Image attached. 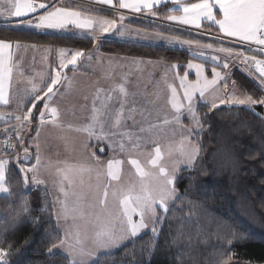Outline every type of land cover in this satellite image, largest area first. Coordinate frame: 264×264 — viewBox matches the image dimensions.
<instances>
[{"label":"crops","instance_id":"crops-1","mask_svg":"<svg viewBox=\"0 0 264 264\" xmlns=\"http://www.w3.org/2000/svg\"><path fill=\"white\" fill-rule=\"evenodd\" d=\"M68 4L70 3H59L56 0H0L2 25L42 35L92 40L94 43L91 50L83 51L69 46L0 41V135L16 133L19 155L26 148L28 157L25 163H18L27 166V169L34 167L35 171L38 170L37 179L33 178L28 182L31 187L44 189L54 206L55 202L73 199L70 190L73 181L68 180V175L65 180L66 175L62 176V173L71 176L75 164L76 169L81 170L79 164L84 167V163H89L91 166L99 161L96 154L99 146L105 151H120L116 154L121 153L127 158L135 154L147 156V149L150 147L144 138L124 134L123 129L127 130L128 124H124L127 120L122 113L127 109V98L130 97L133 102L130 107L135 108L136 117L159 116L162 113L168 120H179L178 127H187L185 115L198 118L196 109L199 103L213 107V104L221 101L223 90L233 84H226V81L233 80L231 75L221 73L220 67L213 66L219 82L212 84L205 80L206 90L200 97L199 92H190L189 80L178 73L177 63L102 53L97 46L103 41L127 43L125 40L112 38L119 29V24L141 33L153 31L164 34L172 41L176 36L180 42L203 49L213 45L224 50L223 57L216 53L217 56L236 64L244 62L240 57L242 55L238 49L236 53V45L223 39L254 42L264 32V0H78V4H73L80 8L107 11L112 14L111 18L100 17ZM161 7H167L164 19L169 27L165 29L170 34L146 29L141 24L133 23L128 17L150 15ZM204 26L213 28V33L221 40L209 42L192 32L186 33L194 38L199 37L200 40L178 35L182 34L180 30L187 28L198 31L203 30ZM262 44L264 45V41ZM145 46L176 48L159 44ZM176 49L189 53L186 48ZM189 56L191 57L190 53ZM243 59L249 60V67L254 70L252 61L249 58ZM196 61L198 60L193 58L188 63ZM203 63L205 67L209 66L208 63ZM242 65L246 68L248 66L244 63ZM257 70L264 75V66L258 65ZM192 78L190 75L189 79L192 81L189 83L195 81ZM247 78L250 79L248 76ZM108 80L113 81L114 88L109 89V84L106 83ZM119 83L123 84V88L119 89ZM244 92L250 96L245 90ZM256 107L259 106L255 103L250 108ZM118 111L120 126L112 131V115ZM37 128L44 135L41 140L35 135ZM119 131L123 134L112 138ZM47 132H56L57 136L47 135ZM186 137L189 139V136ZM129 144L133 145L131 147L135 152L129 150ZM83 154L90 161L84 162L81 157ZM145 161L148 165V161ZM8 163L9 160H4L0 154V197L8 194L5 184ZM165 163L163 160L160 165ZM37 164H41V168L36 169ZM162 171L163 169H156L155 175L163 177L160 173ZM61 186H65L62 194L59 191Z\"/></svg>","mask_w":264,"mask_h":264},{"label":"trees","instance_id":"trees-1","mask_svg":"<svg viewBox=\"0 0 264 264\" xmlns=\"http://www.w3.org/2000/svg\"><path fill=\"white\" fill-rule=\"evenodd\" d=\"M80 9L112 17L104 10ZM166 9L161 7L151 14L164 18ZM203 29L214 32L211 27ZM159 31L170 34L167 29ZM178 35L200 40L187 33ZM0 41L69 46L83 51L94 45L92 40L42 35L2 24ZM97 49L114 56L177 63L180 75H184L187 62L193 60L188 52L176 48L128 42L103 41ZM241 87L256 102L260 100L261 92L250 80ZM196 116L201 130L191 140L199 153L190 168H182L176 175L175 201L166 211H157L153 231L110 254L100 255L92 264H264L262 110L243 106L212 108L199 103ZM18 144L5 170L8 194L0 197L3 264H69L66 256L49 253L62 242V234L50 195L42 188L23 183L17 167Z\"/></svg>","mask_w":264,"mask_h":264},{"label":"rangeland","instance_id":"rangeland-1","mask_svg":"<svg viewBox=\"0 0 264 264\" xmlns=\"http://www.w3.org/2000/svg\"><path fill=\"white\" fill-rule=\"evenodd\" d=\"M144 16L155 17L165 22V17L158 18L153 14ZM133 23L141 24L145 28L152 27L155 30L169 27L167 22L163 24L165 26H160V24L147 26L141 21H133ZM119 26L112 38L116 37L133 44H159L160 46L167 45L188 49L191 57L198 61L195 63L187 62L184 68V76L185 79L192 81L189 79L192 75V79L195 81L193 83L188 81L190 92L196 94L199 92L200 97L206 90L204 88L205 80L211 81L212 84L219 82L216 68L213 66L220 67L222 69L221 73L231 75L233 80L225 81L226 84H233L223 90L221 101L213 104V107L243 106L250 108L256 103L261 108L264 116V79L258 77L253 61L254 70L249 67L251 65L250 61L243 59L242 56L240 57L244 61L243 63L248 65L247 68L242 67L243 63L236 64L225 58L222 59L224 50L213 45L203 49L194 44L180 42L178 38H175L176 36L172 41L168 39L169 36L164 34H157L153 31L141 33L139 30H134L127 25L119 24ZM180 31L186 33L183 30ZM200 36L209 42L210 40H219L211 36ZM234 48L238 53L237 49L239 50V48ZM216 53L221 57L217 56ZM203 62L208 63L209 66L205 67ZM247 76L256 89L261 92L258 102H254L253 98L248 96L241 88L242 84L248 83ZM106 83L109 84V89L115 87L112 80H108ZM121 88H123V84L119 83V89ZM129 90L131 89L129 88ZM130 103L133 102L129 97L126 103L127 109L123 110L122 113L125 120H127L124 124L127 123L128 128L127 130L123 129V131L128 136L136 135L142 139L144 138L150 147L147 149V156L142 157V155L137 156L135 154L131 158H127L121 153L120 155L116 154L120 151H105L102 146H99L98 151H96L99 161L91 166L89 163H84V167L79 164L81 170L76 169L75 164L71 176L68 173H62V176L66 175L65 180H67L68 175V180L72 179L73 181V186L70 185L73 199L66 198V201L55 202L56 206L53 205L56 225L62 234V242L54 246L49 253L66 256L69 264H92L100 255L110 254L124 246V244L134 241L137 237L153 231L158 218L157 211H166L177 197V191L174 188L176 175L180 169L190 168L198 156L199 152L196 145L192 140H189L190 136L192 137L201 130L197 117L185 115L188 126L181 125L178 127L179 120H168L162 113L159 116L136 117V110L130 107ZM119 113L118 111L112 115V131L120 126ZM26 130L24 129V131ZM13 133L16 136V133ZM46 134L57 136L56 132H47ZM122 134L119 131L112 138ZM35 135L38 136L39 140L44 136L40 132V128H37ZM186 136H189V139ZM115 145L119 146L116 143ZM131 146L133 145L131 144L129 147ZM129 150H133V148L131 147ZM26 152V148H23V152L16 156L17 162L25 163L27 161ZM133 152L135 151L133 150ZM81 157H83L84 162L90 161L87 160L89 157L86 154ZM4 160L7 159L4 158ZM145 160L148 161V165ZM163 160L166 163L160 165ZM20 163L17 164V167L22 174L23 183L30 185L28 181L33 178L37 179L38 170L35 171L34 167L27 169V166H21ZM37 168H41V164H37ZM158 168L163 169L160 172L163 177L155 175ZM82 172H84L83 175ZM78 173H80L79 177ZM64 189L65 186L60 187L61 194ZM0 264H3L2 255H0Z\"/></svg>","mask_w":264,"mask_h":264},{"label":"built area","instance_id":"built-area-1","mask_svg":"<svg viewBox=\"0 0 264 264\" xmlns=\"http://www.w3.org/2000/svg\"><path fill=\"white\" fill-rule=\"evenodd\" d=\"M59 3H70V4H78V0H57ZM130 20L132 21H141L145 23L147 26H150L151 24H160V26H165V22L160 21L156 19L155 17H146L142 14L138 15H130ZM185 32H192L195 34H200L206 37H213L216 39L221 40L217 35H215L213 32H205L202 30H191V29H183ZM226 40L228 43H232L233 45H236V47L239 48V53L242 55L244 58H249L251 61H253L254 66H255V71L258 75V77L264 79V75L257 70L258 65L264 66V57H261L264 55V45L262 42L264 41V32H261L258 36V39L254 42H238V41H231L227 39ZM17 137L15 134L12 133H3L0 135V154L3 158L9 159L13 156V154L16 153L17 151Z\"/></svg>","mask_w":264,"mask_h":264}]
</instances>
